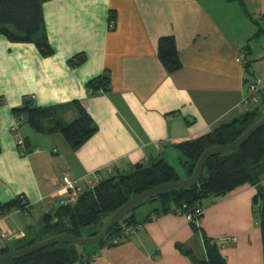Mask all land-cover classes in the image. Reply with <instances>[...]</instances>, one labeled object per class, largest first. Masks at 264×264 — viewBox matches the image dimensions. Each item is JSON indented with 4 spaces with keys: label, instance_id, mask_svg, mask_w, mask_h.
Segmentation results:
<instances>
[{
    "label": "crops",
    "instance_id": "1",
    "mask_svg": "<svg viewBox=\"0 0 264 264\" xmlns=\"http://www.w3.org/2000/svg\"><path fill=\"white\" fill-rule=\"evenodd\" d=\"M242 3L250 17L226 0H47L41 10L51 56L0 35V89L9 91L0 90V205L17 197L27 204L25 210L0 211V249L30 239L43 216L60 206L64 175L82 185L92 173L106 178L151 159L178 160L174 145L249 109L242 105L249 83L264 82V0ZM254 21L262 28L257 37ZM168 36L181 63L171 74L157 55L159 39ZM80 53L85 62L70 67ZM240 56L243 61L236 62ZM104 71L110 91L90 95L86 83ZM24 97L39 107L65 106L59 115L64 124L76 117L70 103L79 101L97 131L71 150L59 131H48L50 123L45 132L26 124L14 129L11 110ZM260 103L262 109L264 89ZM255 193L245 185L208 200L198 233L182 215L150 218L130 238L98 250L88 264H194L176 245L200 257L206 238L218 243L226 264H263L252 217ZM224 237L236 243H219Z\"/></svg>",
    "mask_w": 264,
    "mask_h": 264
},
{
    "label": "trees",
    "instance_id": "2",
    "mask_svg": "<svg viewBox=\"0 0 264 264\" xmlns=\"http://www.w3.org/2000/svg\"><path fill=\"white\" fill-rule=\"evenodd\" d=\"M45 1L47 0H0V35L12 43H31L42 57L51 56L53 49L44 32L41 10ZM226 1L239 3L245 14L249 16L242 0ZM110 18L113 19L112 16ZM254 24L258 25L257 37L262 33V28L260 23L254 21ZM157 55L167 73H174L181 68L173 37L159 39ZM85 60V54L80 53L71 58L68 64L70 67H76ZM86 90L90 95L109 92V73L104 71L101 75L89 80L86 83ZM260 105L262 106L260 103L252 109H247L229 123L222 124L195 139L174 145L173 148L180 154L178 164L185 173L183 178L162 157L136 164L129 172H117L99 181L92 189L83 190L75 203L59 206L52 214H45L39 229L33 232L30 239L1 248L0 255L11 249L19 250L56 235L66 234L81 238L80 233L83 228H96L99 224L98 228L88 236L98 234L105 225L101 222L102 216L110 217L134 196L153 187L175 183L191 176L199 157L206 149L230 144L257 120L264 117ZM70 106L76 113V117L67 124L59 119L65 106L39 107L34 104L31 97H24L22 105L13 108L11 113L16 120H22V124L28 125L36 132H45V124L50 123L51 128L48 131H59L70 149L76 150L97 131V126L79 101H72ZM263 173L264 126L240 147L210 156L204 162L197 184L186 189L161 193L133 207L109 230L106 238L99 244L78 247L69 242H60L0 264H75L82 261L88 264L94 256H97L98 250L103 247H113V240L119 241L122 237L130 238L124 234V228H139L150 218L161 215L183 216L188 212L193 213L198 206H203L204 200L214 201L223 198L245 185L255 188L256 193L252 197L253 207L260 203L255 210H257V225L260 228L264 264V187L260 185ZM145 204L148 205L147 214L139 220L134 211ZM13 209H27V204L23 203V197H17L0 205V211L3 214ZM201 217L188 223L194 233H198L196 222ZM176 248L188 256L194 264H226L224 257L220 254L218 243L211 239L203 240L200 257L194 256L186 246L179 244Z\"/></svg>",
    "mask_w": 264,
    "mask_h": 264
},
{
    "label": "water",
    "instance_id": "3",
    "mask_svg": "<svg viewBox=\"0 0 264 264\" xmlns=\"http://www.w3.org/2000/svg\"><path fill=\"white\" fill-rule=\"evenodd\" d=\"M262 126H264V117L257 120L252 126H250L243 134H241L236 140H234L230 144L210 147L206 149L202 153V155L199 157L191 176L185 179H182L178 182H175V183H167V184H162V185L153 187L147 191H144L141 194L134 196L109 217L104 227L101 229V231L98 234L94 236L84 237V238L73 237V236L66 235V234L56 235V236L39 241L35 244H32L28 247H25L19 250L11 249L9 252L0 255V263L6 260H9V259L20 257L26 254H30L32 252L44 249L46 247L52 246L60 242H69V243L75 244L78 247L92 246V245L99 244L102 240L106 238L109 230L115 224L119 223L121 218L127 212H129L133 207L161 193L182 190V189L191 187L194 184H197L198 180L201 177L204 162L210 156L215 155V154L226 153V152L232 151L240 147L241 145L245 143L246 140H248Z\"/></svg>",
    "mask_w": 264,
    "mask_h": 264
},
{
    "label": "built area",
    "instance_id": "4",
    "mask_svg": "<svg viewBox=\"0 0 264 264\" xmlns=\"http://www.w3.org/2000/svg\"><path fill=\"white\" fill-rule=\"evenodd\" d=\"M239 61H243V56H240L236 59V62H239ZM263 89H264V82L259 78L254 79L248 85L247 93L242 100V105L244 107L255 105L258 102V96ZM21 124H22V120H16L14 129L21 126ZM102 179H104L102 174L97 172L93 174L92 179L85 181V183H82V185H80L77 181L71 180L70 178L66 176L62 177L64 188L67 189V195L65 199H63L60 202V206L75 203L79 195L83 192V190L92 189ZM203 213H204V207L198 206L197 209H195L193 213L188 212V213H185L183 216L186 219V221L189 223L195 220L196 218L202 216ZM137 230H138V227H128V228H124L123 232L125 235L131 237L136 233ZM3 237H5V235H3ZM118 242H119L118 240H113L112 244L116 245L118 244ZM222 242L225 244H234L236 243V239L234 237H224L219 241V243H222ZM95 259H96V256H94L91 259L90 263Z\"/></svg>",
    "mask_w": 264,
    "mask_h": 264
},
{
    "label": "rangeland",
    "instance_id": "5",
    "mask_svg": "<svg viewBox=\"0 0 264 264\" xmlns=\"http://www.w3.org/2000/svg\"><path fill=\"white\" fill-rule=\"evenodd\" d=\"M0 90H4L5 91V93H9V91H6V86H4L2 89H0ZM254 106H249V109H252ZM261 113H264V107L262 108V111H261ZM168 164H170L171 166H173L175 169H176V171L178 172V174L180 175V177H184L185 176V173H184V171L181 169V167H180V165L178 164V160L176 159H169V158H167V161H166ZM64 176H66V175H64ZM63 176V177H64ZM66 177H68V176H66ZM92 177H93V173L92 174H90L88 177H86L85 179H83L82 180V183H85V181H88V180H90V179H92ZM69 178V177H68ZM62 183H63V181H62ZM63 187H64V185H63ZM64 190H65V194H64V196L66 197V195H67V189H65L64 188ZM63 196V197H64ZM207 199L206 200H204L203 201V206H204V204H206L207 203ZM259 204L260 203H258V205H256V207L257 206H259ZM148 207V205L147 204H145V205H143V206H141V207H139L138 209H136L135 211H134V213H135V215L137 216V217H139V215H140V213H141V211H143L144 209H146ZM256 207H253V205H252V217H253V223H257V221H258V218H257V210H255L256 209ZM36 215H37V213H33L32 214V217L34 218V220H35V222H36ZM109 219V217L107 216V215H104V216H102V218H101V222L102 223H106L107 222V220ZM40 223V222H39ZM38 223H35V225L34 226H36ZM39 226V225H38ZM98 226H99V224L97 225V227L95 228V227H86V228H83L82 230H81V233H80V236H82L81 238H84V237H88V235L89 234H91L92 232H94L97 228H98ZM258 228H259V226H258ZM259 231H260V228H259ZM223 243V242H222Z\"/></svg>",
    "mask_w": 264,
    "mask_h": 264
}]
</instances>
